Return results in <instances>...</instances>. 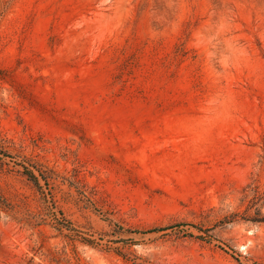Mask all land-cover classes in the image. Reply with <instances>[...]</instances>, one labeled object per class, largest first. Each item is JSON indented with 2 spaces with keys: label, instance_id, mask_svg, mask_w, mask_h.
Wrapping results in <instances>:
<instances>
[{
  "label": "rangeland",
  "instance_id": "obj_1",
  "mask_svg": "<svg viewBox=\"0 0 264 264\" xmlns=\"http://www.w3.org/2000/svg\"><path fill=\"white\" fill-rule=\"evenodd\" d=\"M0 264H264V0H0Z\"/></svg>",
  "mask_w": 264,
  "mask_h": 264
},
{
  "label": "trees",
  "instance_id": "obj_2",
  "mask_svg": "<svg viewBox=\"0 0 264 264\" xmlns=\"http://www.w3.org/2000/svg\"><path fill=\"white\" fill-rule=\"evenodd\" d=\"M25 173H26L31 179H33L34 181H36V183H37V178H36V176L34 175V173H33L32 171H30V170H28V169L26 168Z\"/></svg>",
  "mask_w": 264,
  "mask_h": 264
}]
</instances>
